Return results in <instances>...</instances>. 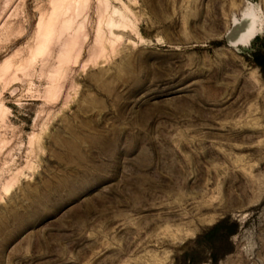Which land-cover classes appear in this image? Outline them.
I'll return each mask as SVG.
<instances>
[{"label": "rangeland", "instance_id": "rangeland-1", "mask_svg": "<svg viewBox=\"0 0 264 264\" xmlns=\"http://www.w3.org/2000/svg\"><path fill=\"white\" fill-rule=\"evenodd\" d=\"M262 39L264 0H0V264H264Z\"/></svg>", "mask_w": 264, "mask_h": 264}, {"label": "bare ground", "instance_id": "bare-ground-1", "mask_svg": "<svg viewBox=\"0 0 264 264\" xmlns=\"http://www.w3.org/2000/svg\"><path fill=\"white\" fill-rule=\"evenodd\" d=\"M236 21H238V20H236ZM105 26L107 28H109V29L116 28L118 30H119V27H120V30H121L125 26V24L123 25L121 23H113L112 20H109L105 24ZM255 26H256L255 21L253 20L251 15H249V14L245 15L241 19V21H239L238 23H236L235 25L232 26L231 30L225 36L226 40L228 42V43L226 42L227 45L231 46V45H233L231 43H241V41H243L244 38L249 37L253 33ZM256 33H254L252 36L247 38V40L245 42H243L241 44H235L234 46H242V45L243 46H248L250 44L251 40L255 38ZM110 34H111V36L113 35L112 32H110ZM229 42H231V43H229ZM234 46H232V47H234Z\"/></svg>", "mask_w": 264, "mask_h": 264}, {"label": "trees", "instance_id": "trees-1", "mask_svg": "<svg viewBox=\"0 0 264 264\" xmlns=\"http://www.w3.org/2000/svg\"><path fill=\"white\" fill-rule=\"evenodd\" d=\"M260 45L256 46L253 50L251 57L253 62L261 69L264 70V39L260 41ZM238 228V223L232 221L230 218H226L217 224H215L210 230L200 237V240H204L207 243H213L214 236L219 234L223 237H227L234 234Z\"/></svg>", "mask_w": 264, "mask_h": 264}, {"label": "water", "instance_id": "water-1", "mask_svg": "<svg viewBox=\"0 0 264 264\" xmlns=\"http://www.w3.org/2000/svg\"><path fill=\"white\" fill-rule=\"evenodd\" d=\"M225 41L227 42L226 37H225ZM227 43H228V42H227Z\"/></svg>", "mask_w": 264, "mask_h": 264}]
</instances>
